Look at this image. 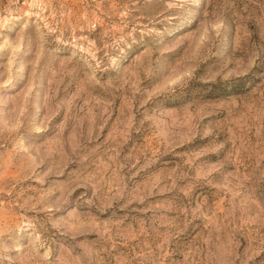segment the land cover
<instances>
[{
    "label": "rangeland",
    "instance_id": "obj_1",
    "mask_svg": "<svg viewBox=\"0 0 264 264\" xmlns=\"http://www.w3.org/2000/svg\"><path fill=\"white\" fill-rule=\"evenodd\" d=\"M0 264H264V0H0Z\"/></svg>",
    "mask_w": 264,
    "mask_h": 264
}]
</instances>
